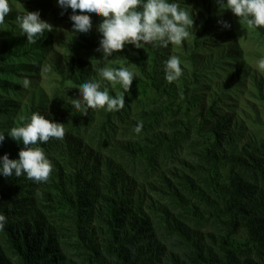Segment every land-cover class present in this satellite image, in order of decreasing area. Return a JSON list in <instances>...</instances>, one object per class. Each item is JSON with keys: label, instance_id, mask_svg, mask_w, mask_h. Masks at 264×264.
<instances>
[{"label": "trees", "instance_id": "16d2710c", "mask_svg": "<svg viewBox=\"0 0 264 264\" xmlns=\"http://www.w3.org/2000/svg\"><path fill=\"white\" fill-rule=\"evenodd\" d=\"M23 1L9 0L0 24V157L19 158L7 133L33 113L66 134L37 144L54 165L47 182L0 174V264H264V76L237 41L247 23L215 0H169L195 20L182 45H126L105 59L102 17L75 33L57 2L56 28L28 44ZM252 30L264 49V27ZM173 55L182 75L169 83ZM103 67L133 72L130 91ZM90 80L123 94L124 109L83 116L73 100Z\"/></svg>", "mask_w": 264, "mask_h": 264}, {"label": "clouds", "instance_id": "9594fccd", "mask_svg": "<svg viewBox=\"0 0 264 264\" xmlns=\"http://www.w3.org/2000/svg\"><path fill=\"white\" fill-rule=\"evenodd\" d=\"M58 5L67 11L72 10L70 20L73 22V32L88 34L93 30L92 14L102 17V22L96 25V30L102 35L99 47L103 58L112 57L114 53L123 51L126 45H134L137 49L146 45L167 48L182 45L189 37V29L194 28V17L178 3L169 0H57ZM220 9H230L246 22L249 28L264 27V0H215ZM12 9L9 0H0V24ZM79 13V14H78ZM64 13L62 12L61 15ZM223 28L230 29L227 21H218ZM16 23L27 36L28 44H35L44 37L46 32L53 31V26L41 18L39 11H26L24 15L16 16ZM258 68L264 71V57L258 61ZM50 70V69H49ZM165 79L172 83L182 75L180 58L173 55L164 62ZM100 76L111 82L113 87L121 84L125 92H129L134 81V73L126 67L99 70ZM30 81L25 78L23 86L28 87ZM79 98L73 100V106L88 115L89 109H105L108 112L120 111L125 107V96L109 95L107 87L102 88L101 82L90 80L79 88ZM143 122H139L134 131L140 134ZM13 140L22 142L18 159H10L5 154L0 157V174L4 177H20L26 175L29 180L43 183L49 180L53 171V163L46 156L38 143H47L50 139L63 140L66 134L64 123L55 122L33 113L30 122L24 126H14L7 133ZM5 140V134L0 132V145ZM38 195L40 193H37ZM7 218L0 213V230H3Z\"/></svg>", "mask_w": 264, "mask_h": 264}, {"label": "rangeland", "instance_id": "374dc122", "mask_svg": "<svg viewBox=\"0 0 264 264\" xmlns=\"http://www.w3.org/2000/svg\"><path fill=\"white\" fill-rule=\"evenodd\" d=\"M56 4L57 0H25L22 4L18 3L15 5V8L23 10L25 13L26 11H39L41 18L49 22L53 26V29H55L57 24L50 15V9ZM238 29L239 35H237V41L243 48L250 68L264 76V71L258 68L259 59L264 57V49L261 45L262 40H260L259 35H256L257 33L252 28H248L246 25H240Z\"/></svg>", "mask_w": 264, "mask_h": 264}]
</instances>
